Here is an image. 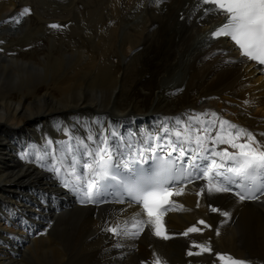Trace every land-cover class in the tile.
<instances>
[{
  "label": "bare ground",
  "instance_id": "1",
  "mask_svg": "<svg viewBox=\"0 0 264 264\" xmlns=\"http://www.w3.org/2000/svg\"><path fill=\"white\" fill-rule=\"evenodd\" d=\"M183 1L173 0L174 4L171 5L172 0L168 2L167 0H93L89 5L86 4L85 24L88 25V29L93 28L97 31L93 44H90L89 54L78 49L74 53L76 59L68 57L65 68L62 58H58V54H62V51L55 52L54 48L48 49L42 63L37 60H26V64H22L16 59L14 61L13 57L5 60L9 62L7 64L10 67L13 64L19 67V70L21 68V71L24 69L22 67H29L28 71L32 73H28L23 78L19 76L23 73L21 71L17 75L18 73L12 68L9 72L0 70V197L1 202L6 206L3 208L16 207L29 212L23 205L22 198L30 196L26 192H32L34 187H40L52 197L58 195V191L69 194L71 200L63 195L61 197L64 204H58L49 210V216L62 219L63 226L59 228L61 231L57 238L45 230L33 233L35 239L31 241L32 249L28 245L25 246L19 257L13 259L7 258L8 253L0 247V257L6 258L2 259V263L8 260V264L13 262V264H116L119 261H122L120 264H137L140 259L149 257L151 251L144 243V240L149 238L146 234L139 239L138 249L133 244L134 250L123 259H113V253L108 250L109 244L113 241L133 243L126 236L115 240L112 233L104 231L106 227L117 224L122 216L117 215L113 219L110 217L107 225L102 226L101 211L97 210L94 215L93 208L81 207L84 203L75 197L71 187L75 177H67L69 187L63 186V172L60 186L54 185L45 178V173L42 171L43 158L48 159L50 168L52 166L53 145L48 143L52 141L49 137L43 135L37 137V142H42L47 149V155L34 143L29 145L28 154L25 147L14 149L21 140L24 144L37 136L33 128L38 123L45 124L49 119H72L76 116L69 114H73L74 110L92 113L87 115L106 113L112 117L111 121L120 120L121 123L138 120L139 115L150 116L155 113L170 116L174 122L176 118L187 121L189 117L204 118L205 115L215 113L218 118L252 133L256 140L264 145V78L260 74L261 71L257 72L252 64L244 65L243 59L228 60L230 55H235V51L231 49L229 43H227L229 47L226 48L221 39L206 48L205 41H200L199 38L210 31L212 20L199 19L197 28L191 27L193 19L185 24L187 17L190 16L189 7L192 0ZM150 2L160 7L153 8L149 5ZM12 3L13 1L10 2ZM0 4L3 5L0 8L4 12L8 2L0 1ZM183 6L186 10L182 12ZM106 9L114 15L112 18L105 13ZM148 10L151 11L150 23L149 20H143L144 26L140 27V31H135L137 34H127V32L125 37L119 38L122 45L128 44L126 47L128 52H130L128 47L133 49L136 46L135 54L140 56L131 58V62L135 64L128 63L123 68L124 71L122 70L123 74L118 78L117 75L115 76V70H112V65L115 64L108 61L110 48L112 46L114 48L111 44L118 40L116 38L119 36L118 33L126 29L127 24L136 22V20L131 21L132 19L142 12L146 14ZM178 11L183 16V26L190 30L182 38L177 31L176 21H170ZM145 14H142L144 19ZM115 20L116 23L108 26L109 22ZM97 24L99 27H96ZM69 27L74 33L76 30H81L80 27L84 32L88 30L86 25L79 24L75 19ZM80 34L83 35L82 32ZM118 42L116 44L122 52V45ZM220 47L231 50L232 54L223 53L218 50ZM213 49L217 50L211 52ZM200 51L203 52L199 54ZM52 52L55 56L51 54ZM44 61L49 64L47 67ZM0 63L7 65L2 60ZM2 66L1 69L8 68ZM48 75L50 79L45 82ZM180 82L186 84L184 91L181 94L177 92L172 94V89L178 87ZM59 112L66 113L59 115ZM92 118L99 122L104 120V117L100 116ZM157 118L161 120L160 123ZM157 118L148 119L147 123L141 126L142 132L139 134L156 131L166 119H162L161 116ZM104 122L100 129L86 127L83 134L77 132L69 134L86 140L90 132L104 133L107 128ZM115 131L119 132L117 127ZM121 134H124L123 130ZM127 136L136 139L135 135L128 131ZM66 140L65 136L61 142ZM55 147L60 148L58 145ZM16 154L20 162L26 166L16 160ZM57 155L62 156L63 153L58 151ZM21 156L24 158L21 159ZM71 159L69 157V160ZM65 171L71 169L66 167ZM17 194L19 197L16 196ZM224 202L234 205V210L233 222L227 225L221 244L239 255L264 259V206L256 207L230 198L224 199ZM41 207V202L36 199L30 208ZM136 211V208H130L127 214ZM186 219L187 216L176 217L175 221L179 226ZM6 224L7 222L1 223L0 228L10 230L11 228H6ZM151 244L152 248L163 255L168 252V247L174 249L173 253H177V247L174 245H166L164 242L163 245ZM139 264L148 263L142 260Z\"/></svg>",
  "mask_w": 264,
  "mask_h": 264
},
{
  "label": "snow or ice",
  "instance_id": "2",
  "mask_svg": "<svg viewBox=\"0 0 264 264\" xmlns=\"http://www.w3.org/2000/svg\"><path fill=\"white\" fill-rule=\"evenodd\" d=\"M201 3L213 5L217 14L224 17L221 25L211 32L212 39L230 38L242 57L264 64V0H201ZM209 11L205 8L204 14ZM136 135L135 140L125 139L115 130H105L102 134L90 132L85 140L65 132L66 141L48 142L53 145L49 170L58 179L64 173V187L70 186L67 177H75L71 187L81 203L100 202L106 195L118 193L114 197L118 202L141 207L131 223L126 221L124 227L115 224L104 229L116 237L139 236L150 226L155 236L168 239L161 222L163 206L169 197L180 195L183 190L171 191L173 186L191 183L193 177L206 181L197 195L205 189L209 196L229 193L235 187L238 191L234 195L244 201L257 199V191L264 193V145L237 125L219 118L201 121L193 116L187 121L176 118L174 124L165 121L154 132ZM56 144H60L59 149ZM225 144L235 151L217 150V145ZM58 151L63 155L58 156ZM44 152L48 154L46 148ZM149 160L151 164L147 166ZM66 167L71 171H65ZM211 211L219 210L212 207ZM221 214L229 216L228 212ZM195 231V227L189 228L184 235ZM196 247L209 250L203 245ZM153 256V264H162L155 253ZM220 259L224 264H246L231 257Z\"/></svg>",
  "mask_w": 264,
  "mask_h": 264
},
{
  "label": "rangeland",
  "instance_id": "3",
  "mask_svg": "<svg viewBox=\"0 0 264 264\" xmlns=\"http://www.w3.org/2000/svg\"><path fill=\"white\" fill-rule=\"evenodd\" d=\"M26 1H28L29 3H31V5H32V7L34 8H32V10L30 11V18H29V21L31 22V24H30V28L32 29V28H34V27H37V26H40L41 28H42V30H41V32L42 33H44V34H46V30L44 29L45 28V21L46 20H50V19H53V18H56V17H52V11L54 10L56 13H58V14H60V16L58 17V19H59V21H63L64 23L65 22H67L66 21V17H61V16H64V15H67V14H69V12H63V11H61L58 7H57V5L54 7V8H51V6H52V4H50V6H48L49 5V1H47V0H26ZM92 1L93 0H90V1H88L89 3H84L85 5H84V9L86 10V6L87 5H89L90 3H92ZM13 3H15V2H13ZM13 3L12 4H10L8 7H11V5H13ZM59 5H67L68 4V2H63V1H61V2H57ZM95 3V2H94ZM93 3V4H94ZM22 4H24V3H22ZM87 4V5H86ZM0 6L2 7L3 5L2 4H0ZM7 6V5H6ZM76 6V5H75ZM1 9V8H0ZM70 11V10H69ZM79 14L81 15V16H84V12H79ZM76 20V19H75ZM86 20H87V17H86ZM144 20V17L142 18V21ZM146 20V19H145ZM86 27H87V29L89 28L88 27V25L86 24ZM96 27H99L98 26V24H97V26ZM91 29H93V28H91ZM94 31L96 30V29H93ZM126 29H124V32H123V35L125 34V33H127L128 31H125ZM63 32L64 30H60V32ZM67 32V31H66ZM96 32L97 31H95V34H96ZM122 32H120V33H122ZM93 32L91 31V33L89 32L86 36H89V35H91ZM107 33V32H106ZM94 35V34H93ZM93 35H91V38H93ZM68 40H71V38L69 37V35L67 34L66 36H65ZM65 37H63V40L66 42V43H69L68 42V40L66 41L65 40ZM88 38V37H87ZM117 39H118V37H116ZM58 40H59V38H58ZM119 41V42H118ZM121 40H117V41H115L114 42V44H111V45H114L115 47L113 48V46L110 48V50H111V55L109 56V60L111 61V60H114V62H115V60L117 59L118 61H117V64L118 65H112V70L114 69L115 70V76L117 75L118 76V78L120 77V75L121 74H123L122 72L124 71L123 70V68L128 64V63H132L131 65H134L135 64V62H131V55H133L134 53H131V52H128V55L127 56H124V55H122L121 53H124V48H123V45L121 44V42H120ZM116 42H118L120 45H122V52H120V50H119V47H118V45L116 44ZM74 44H76V39H75V42H74ZM119 45V46H120ZM70 47V46H69ZM77 47V46H76ZM121 47V46H120ZM114 49V50H113ZM128 49L129 50H132L131 48H129L128 47ZM72 50H73V48H72ZM47 52V49L45 50V51H43V52H40V53H38V52H35V53H33V54H31V55H23V56H20L21 58H23V59H35V58H40L41 57V55H43V54H45ZM65 52V51H64ZM70 53H73V51H71ZM74 54V53H73ZM49 56V55H48ZM50 57V56H49ZM119 57H120V61H119ZM53 58V57H52ZM61 58H62V56H61ZM102 58V57H101ZM43 59H44V57H43ZM132 59H134V58H132ZM66 60V59H65ZM39 62L40 63H42L43 61L42 60H39ZM118 62H121L120 64L118 63ZM44 63L46 64V67H47V65H49L48 63H46V61H44ZM110 64V63H109ZM7 66L8 68H2L1 69V66ZM2 66V67H3ZM10 68H12L15 72H17L16 74L17 75H19L20 74V72L19 71H21V68H20V70H19V67H17V66H15V65H11V67H10V65H4V63H0V70L2 71V72H9L11 69ZM16 68V69H15ZM22 68H24L22 71H21V73L22 74H20L19 76H21V77H26L27 75H28V73L30 74V73H32V72H30V71H28V70H30V68L29 67H22ZM63 68H65V65H63ZM9 69V70H8ZM18 70V71H17ZM123 70V71H122ZM118 71V72H117ZM26 72V73H25ZM117 73V74H116ZM91 76V75H90ZM50 79V76L48 75V78H47V81H45V82H48V80ZM119 86H120V84H119ZM55 88H59L58 86H55ZM54 90H57V89H54ZM53 90V91H54ZM137 264H138V262H137Z\"/></svg>",
  "mask_w": 264,
  "mask_h": 264
}]
</instances>
